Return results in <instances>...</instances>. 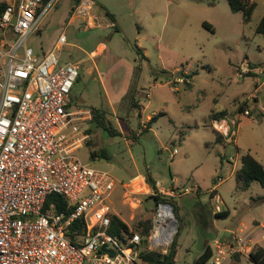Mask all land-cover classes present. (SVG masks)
I'll return each mask as SVG.
<instances>
[{
	"label": "rangeland",
	"instance_id": "obj_1",
	"mask_svg": "<svg viewBox=\"0 0 264 264\" xmlns=\"http://www.w3.org/2000/svg\"><path fill=\"white\" fill-rule=\"evenodd\" d=\"M255 1L252 21L244 24L227 0H97L95 25L89 26L81 18L69 24L72 0H56L26 41L40 54L66 33L69 48L63 50L62 60L82 64L72 92L74 108L91 114L93 108L107 109L123 132L111 137L89 121L90 143L74 154L116 181L112 213L127 222L132 210L121 196L140 173L148 170L161 182L163 193L172 192L163 195L172 199L178 221L173 235L175 264H197L207 246L238 229L264 247V188L253 182L249 189H239L235 178L245 154L264 165V85L256 92L264 84V37L255 33L264 17V0ZM136 46L147 60H140ZM182 73H195L189 85ZM133 83L139 106L128 117L123 98ZM225 110L229 111L225 120L236 131L233 138L224 136L228 131L224 120L209 122L212 111ZM153 112L158 120L140 135L145 130L142 121ZM213 129L221 134V142H216ZM134 135L139 136L136 142L129 139ZM102 149L108 150L110 160L91 158V151ZM134 188L142 190L139 182ZM148 196H138L143 205L135 211L132 228L154 214V201L146 200ZM221 211L230 214L216 217ZM170 245L158 250L165 253Z\"/></svg>",
	"mask_w": 264,
	"mask_h": 264
},
{
	"label": "built area",
	"instance_id": "obj_2",
	"mask_svg": "<svg viewBox=\"0 0 264 264\" xmlns=\"http://www.w3.org/2000/svg\"><path fill=\"white\" fill-rule=\"evenodd\" d=\"M55 2L13 0L0 15V264H141L139 234L123 243L108 232L115 180L74 154L91 138L92 114L72 104L81 66L62 60L66 34L61 32L43 54L26 46ZM93 9V0H80L73 13L90 25ZM235 133L228 126L224 136ZM53 194L67 198L73 206L69 215L58 213L54 204L46 208ZM173 215L171 205H158L150 250L172 244L178 225ZM79 218L87 231L75 245L66 230ZM253 241L243 229L231 231L229 238L214 241L209 264L233 259L254 264Z\"/></svg>",
	"mask_w": 264,
	"mask_h": 264
},
{
	"label": "trees",
	"instance_id": "obj_3",
	"mask_svg": "<svg viewBox=\"0 0 264 264\" xmlns=\"http://www.w3.org/2000/svg\"><path fill=\"white\" fill-rule=\"evenodd\" d=\"M80 0H75V3L77 4ZM229 7L233 13H240L242 15L243 23L249 24L252 21L253 14L257 8V2L255 0H227ZM75 4V5H76ZM8 4L6 2H0V15L5 11ZM106 9V8H105ZM104 9V10H105ZM107 16L111 19L113 23H115V18L112 14L106 11ZM203 26L210 30L211 32H214V29L212 25H210L207 22L203 23ZM116 31H119L117 27ZM255 33L257 35L264 37V17L260 20L258 25L255 28ZM136 53L139 56L140 60H147V57L144 55L142 50L136 46ZM139 71L136 69V71ZM163 74H168L166 71H161ZM183 76V82L187 85L190 84V79L195 75L193 74H181ZM81 78V74L78 78V80ZM77 80V81H78ZM157 81V79H155ZM137 92L135 89V85L133 83L132 87L130 88L128 94L123 98V104L127 103V116H130V110H134L135 108H138L139 103L137 99ZM141 107V105H140ZM247 109L241 108V113H245ZM227 114H229V111H212V113L209 116V122H219L222 120H225L227 118ZM111 115H113L111 112H109L107 109L102 108H93L92 109V119L90 120L91 123H93L94 126L101 128L104 132H106L111 137H120L122 136L121 131L119 128L114 126V123L111 120ZM141 113H139V117ZM159 115H155L152 117L148 122L146 128H144V131H141L140 135H143L145 132L150 130L153 123H155L158 120ZM124 120V119H123ZM215 136H216V142H221V134L216 130L213 129ZM88 132L92 136V130L89 126ZM91 139V138H90ZM132 140V142H136L139 139V136L135 137L132 136L129 138ZM90 141V140H89ZM87 142L86 145H88ZM92 159L97 158H103L106 160H110L111 156L108 153V150L102 149L100 151H91L90 153ZM146 181L151 186V189L157 193V184L156 181L152 178L151 173L147 172L145 173ZM236 178V185L239 189L247 190L250 188L251 184L253 182H258L261 184V186L264 188V165L261 164L259 161H257L253 156L250 154H245L242 156L241 159V167L237 170V173L235 175ZM153 200L154 201V208L152 209V212L154 213L158 207L159 204L164 203L171 205L173 207V201L171 198L166 197L163 194H157L156 196L151 195L147 198V200ZM51 204L55 205V209L58 213L65 212L67 215H69L72 210L73 206H70L68 203V200L65 196L60 194H53L49 196L46 208H49ZM174 208V207H173ZM175 211V209H173ZM229 211H221L218 214H216V217H228ZM153 228L152 223V217L148 219H142L137 222V224L132 228L131 226L127 225L120 217L117 215L111 214L110 215V226H109V234L112 235L114 238H116L120 242H126V239L128 237H132L134 234H139L141 237V243H140V260L142 264H175V258H176V242L175 240L170 245L168 251L166 253H163L159 250H150L149 249V236L151 234ZM86 226L83 218H79L74 220L70 226L66 230L67 237L71 240V242L75 245H80L82 243L83 238L86 235ZM212 257V247L207 246L203 252V254L199 257L197 260V264H206L209 262V260ZM252 262L254 264H264V247L256 245L254 247V250L251 255ZM236 261H239V259H236Z\"/></svg>",
	"mask_w": 264,
	"mask_h": 264
},
{
	"label": "crops",
	"instance_id": "obj_4",
	"mask_svg": "<svg viewBox=\"0 0 264 264\" xmlns=\"http://www.w3.org/2000/svg\"><path fill=\"white\" fill-rule=\"evenodd\" d=\"M95 3H96V5H95V3H94V6H97V5H99L98 4V2H97V0H93ZM72 2H73V6H72V11H71V16H70V20H69V24H71V22H74V20L76 19V18H79V17H76L75 15H74V9H75V0H72ZM97 7H99V6H97ZM100 8H103V9H105V7L104 6H102V5H100ZM94 14H95V11L93 10V18H94ZM108 17V16H107ZM109 18V17H108ZM110 19V18H109ZM111 20V19H110ZM83 21H85V20H83ZM86 23H87V21H85ZM94 23H95V21H94ZM93 23V25L92 24H90L89 26H94L95 24ZM115 24L116 23H113L112 21H111V26L114 28V30H116V28L115 27H117V26H115ZM64 32V31H63ZM65 33V32H64ZM66 34V33H65ZM68 47V46H67ZM72 47V46H71ZM70 47V48H71ZM69 48V47H68ZM104 48V45H100L99 46V48L98 49H100V50H102ZM48 51V50H47ZM46 51H44V52H41L40 54H43V53H45ZM95 52H93L92 53V56H95ZM77 63H79L80 64V66H81V68H82V64L80 63V62H77ZM256 70H259V68L258 69H256ZM91 71L92 70H90L89 72L91 73ZM259 71H261V69L259 70ZM258 71V72H259ZM257 72V71H256ZM80 74H81V71H80ZM256 78H257V75L255 76ZM259 78V77H258ZM257 78V79H258ZM259 80V79H258ZM264 84L262 83V84H260V86L256 89V92L258 91V89L259 88H261L262 86H263ZM174 86V85H173ZM175 89H176V91H178L177 90V87H175ZM123 97V96H122ZM255 97V95H253V97L252 98H254ZM121 100V99H120ZM120 102V101H119ZM115 104H113V106H112V108H113V111L114 112H116V110H115ZM142 114V113H141ZM155 115H157L155 112H153L151 115H148L147 117H146V120L143 122L142 121V125L143 126H147V122L152 118L151 116H155ZM225 121V123H226V125L227 126H229V128H230V131H233L232 129H231V127H230V124H229V122L227 121V120H224ZM232 123V122H231ZM118 128H119V130L121 131V133H122V135H123V132H122V129H121V127H120V125H118ZM234 133L236 132V131H233ZM149 172V171H148ZM150 173V172H149ZM152 176V175H151ZM152 178L156 181V184H157V189H158V192L159 193H161V194H164L163 192H162V190H161V182L160 181H157L153 176H152ZM138 182L140 183V185L142 186V190H140V191H137L135 188H134V186H136L137 184H138ZM115 188H116V181H115ZM115 188H114V190H113V192L111 193V196H110V198H109V200H108V206L110 207V215H111V213H112V207H111V205H112V203H113V201H112V196H113V194H114V191H115ZM124 189H125V191H124V194L121 196V198H122V200H123V204L124 205H128L129 206V208L132 210V214L129 216V220H130V222H132L133 220H134V217H135V211L136 210H138V208H141L142 207V205H143V201L140 199V201H142V203L141 204H138V203H136V201H135V199H139L138 198V196L139 195H145V196H148L150 193H151V189H150V187H149V184L147 183V181H146V176L144 175V174H142V173H140L139 174V176L136 178V179H132L131 181H130V186L129 187H124ZM217 194V193H216ZM151 196V195H150ZM168 196H170V195H168ZM216 197H218L217 195H215ZM149 197V196H148ZM148 197H146V200H147V198ZM113 214V213H112ZM115 215H117V216H119L127 225H129L130 226V222H127L125 219H123L122 218V216H120V215H118L116 212L114 213ZM152 217H153V215H152ZM158 250V249H157ZM164 253V252H163ZM166 253V252H165ZM236 261V260H235ZM242 262V261H241ZM240 261H236V263H241ZM142 264V263H141ZM228 264H233V262H229Z\"/></svg>",
	"mask_w": 264,
	"mask_h": 264
},
{
	"label": "water",
	"instance_id": "obj_5",
	"mask_svg": "<svg viewBox=\"0 0 264 264\" xmlns=\"http://www.w3.org/2000/svg\"><path fill=\"white\" fill-rule=\"evenodd\" d=\"M16 22V18H14V20H13V24ZM175 224L177 225L178 224V221L177 220H175Z\"/></svg>",
	"mask_w": 264,
	"mask_h": 264
},
{
	"label": "bare ground",
	"instance_id": "obj_6",
	"mask_svg": "<svg viewBox=\"0 0 264 264\" xmlns=\"http://www.w3.org/2000/svg\"><path fill=\"white\" fill-rule=\"evenodd\" d=\"M220 129V128H219Z\"/></svg>",
	"mask_w": 264,
	"mask_h": 264
}]
</instances>
